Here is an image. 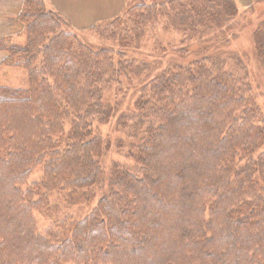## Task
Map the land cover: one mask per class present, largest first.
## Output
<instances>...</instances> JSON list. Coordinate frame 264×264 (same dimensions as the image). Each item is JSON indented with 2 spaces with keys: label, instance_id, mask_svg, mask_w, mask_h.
Returning <instances> with one entry per match:
<instances>
[{
  "label": "trees",
  "instance_id": "trees-1",
  "mask_svg": "<svg viewBox=\"0 0 264 264\" xmlns=\"http://www.w3.org/2000/svg\"><path fill=\"white\" fill-rule=\"evenodd\" d=\"M238 2L126 0L83 28L23 1L26 41L0 37L29 82L0 83V264H264V111L226 47ZM160 26L178 38L153 41ZM252 42L264 71V19ZM128 89L116 116L105 94ZM113 148L128 162L105 164Z\"/></svg>",
  "mask_w": 264,
  "mask_h": 264
},
{
  "label": "rangeland",
  "instance_id": "rangeland-1",
  "mask_svg": "<svg viewBox=\"0 0 264 264\" xmlns=\"http://www.w3.org/2000/svg\"><path fill=\"white\" fill-rule=\"evenodd\" d=\"M99 0H64V7L69 9L73 8L78 10H84L91 6L92 3H96L98 5ZM109 2L111 0H100ZM149 1V0H147ZM256 1V0H255ZM97 5H93L92 8L97 7ZM239 16L238 19L243 22L244 27H240L238 24L235 26L238 28L233 33H231V37L228 43L227 48L231 50H237L239 52H246L248 54V70L251 76V80L253 83V87L257 92V102L264 111V71L262 70L258 60L253 51V42H252V32L255 28L258 21L264 19V0L258 1L255 3L254 0H239ZM102 6V4L100 5ZM251 7V8H250ZM88 12V10H87ZM83 16V13L80 12ZM78 14L73 13L72 15L77 16ZM101 20V19H100ZM81 38L86 43H90L91 45H97L96 48L101 47H113L118 49V44H115L112 41H107L101 43L99 37L91 34L89 30L84 32H79ZM151 39L157 42L167 43L169 40H176L178 35L171 30H165L163 26L157 30V32L151 35ZM150 42V35L147 37ZM26 34L22 33L20 36L13 39L15 43H23L26 41ZM125 54L128 57H145V51L135 50V48H126ZM0 83L12 86V87H21L27 88L29 86L28 82V73L24 68L17 67H7L4 66L0 68ZM130 90V89H128ZM105 101L110 102L112 104H117L119 106L118 114L125 109L129 103H133L134 97L132 95V91L126 92L124 94L118 93L116 90H108L105 94ZM99 134L105 139H109L110 142L114 143L116 139H118L122 134L116 129V120L112 119L108 123H104L98 126ZM121 162L126 163L128 159L122 155L117 149H112L105 159V164L109 165L111 162ZM38 174H34L32 179H37ZM94 206L96 202L92 203ZM83 210V209H82ZM42 224H46L44 221H40Z\"/></svg>",
  "mask_w": 264,
  "mask_h": 264
},
{
  "label": "crops",
  "instance_id": "crops-1",
  "mask_svg": "<svg viewBox=\"0 0 264 264\" xmlns=\"http://www.w3.org/2000/svg\"><path fill=\"white\" fill-rule=\"evenodd\" d=\"M24 0H0V37L8 38L12 40L20 36L23 31V24L19 20V13L23 6ZM49 7H54L60 12L64 13L67 17L73 19L76 24L80 27H86L93 24L103 18L114 16L121 12L125 6L126 0H111L109 2L98 1V5L94 2L90 7L84 10H78L64 7V0H46ZM102 4V6H100ZM93 5L97 7L92 8ZM88 10V12H87ZM82 12L81 14H78ZM73 13L78 14L77 16L72 15ZM7 55L6 52L0 51V68L2 60Z\"/></svg>",
  "mask_w": 264,
  "mask_h": 264
}]
</instances>
